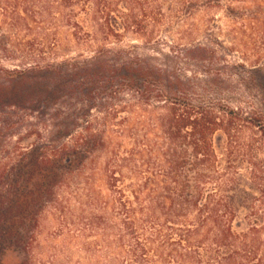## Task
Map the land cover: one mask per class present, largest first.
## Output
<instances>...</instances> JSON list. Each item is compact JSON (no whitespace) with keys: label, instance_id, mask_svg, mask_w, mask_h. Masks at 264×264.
Masks as SVG:
<instances>
[{"label":"trees","instance_id":"obj_1","mask_svg":"<svg viewBox=\"0 0 264 264\" xmlns=\"http://www.w3.org/2000/svg\"><path fill=\"white\" fill-rule=\"evenodd\" d=\"M167 1L0 0V29L24 28L39 37L0 40L5 59L21 65L0 67V264L10 252L31 254L41 218L51 210L63 213L61 190L81 167L101 158L121 220L120 242L129 244L136 264H148L150 252L159 264L262 262H254V249L264 221L245 234L234 231L249 196L236 169L224 167L214 148L220 133L233 152L240 136L258 126L254 118L204 99L210 90H223L218 76L197 86L189 72L177 69L179 56L206 59L215 51L191 45L190 32L162 39L167 15L189 16L198 2L178 0L180 8L166 13ZM57 22L69 31L71 44H62L59 28L42 27ZM125 39L162 45L168 55L142 58L121 47ZM125 96L129 103L122 106ZM92 110L103 118H146L142 127L157 134H93L88 123L82 133L70 134L77 118H89ZM21 114L37 117V125L8 118ZM48 118L53 132L43 136L40 127H48ZM253 171L264 207V171Z\"/></svg>","mask_w":264,"mask_h":264},{"label":"rangeland","instance_id":"obj_2","mask_svg":"<svg viewBox=\"0 0 264 264\" xmlns=\"http://www.w3.org/2000/svg\"><path fill=\"white\" fill-rule=\"evenodd\" d=\"M177 2L168 0L164 11L168 13V8L174 11L179 9ZM194 8L189 16L167 15L162 39L167 43L183 32H190L193 34L189 42L191 45L201 44L214 50L212 58L187 60L179 56L177 69L189 72L197 81V86L208 84L212 76H218L224 83L223 90H210L204 99L207 102L220 101L226 109L239 112L244 118H254L255 126L259 127H254V134H242L233 152L229 151L222 134L214 137V148L222 165L236 169L243 190L249 196L246 204L240 205L233 224L236 233L245 234L254 227L262 226L264 221V207L258 191V186L262 185L256 183L252 176L253 169L264 171V120L260 119L264 118V0H198ZM232 8L236 10L234 15L229 13ZM54 26L59 28L62 44H71L70 33L61 24H42L48 32ZM168 32L172 34L165 35ZM9 37L20 42L39 38L38 34L29 33L24 28L19 32L7 26L1 28L0 40ZM160 46L134 43L131 39H125L121 45L122 48H133L142 58L162 60L168 51ZM5 57L0 53V67L14 70L21 66L10 61V57ZM204 72L208 74L204 75ZM125 103H129L127 96L123 97L122 106ZM6 111L16 112L12 109ZM121 117L126 115L122 114ZM8 118H25L30 124L37 125V117L30 115H12ZM78 119V127L72 129L70 134L82 133L87 123L92 126L93 134H157L155 129L142 127L147 125L146 118H103L102 113L92 110L89 118ZM46 120L50 128L39 126L43 136L53 132L51 118ZM121 121L123 124L118 127ZM104 124L106 128H103ZM17 133L23 136L25 130ZM104 164L105 159L101 158L98 164L81 167L75 173L74 180L59 193L63 213L51 210L41 218L31 254L25 258L16 253H7L1 264H21L23 260L29 264H136L128 256L129 244L120 242L121 220L113 211ZM254 212L258 213V217ZM138 238H143L142 233L138 234ZM224 254L228 255L230 251L225 250ZM254 256V262L259 260L262 261L259 264H264V234H258L256 238ZM148 258V264H159L156 253L150 252Z\"/></svg>","mask_w":264,"mask_h":264}]
</instances>
